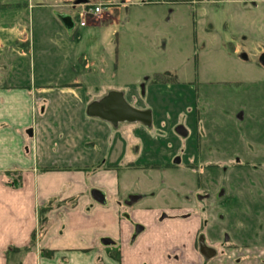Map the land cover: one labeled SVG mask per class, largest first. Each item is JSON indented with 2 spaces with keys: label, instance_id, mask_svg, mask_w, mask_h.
<instances>
[{
  "label": "crops",
  "instance_id": "1",
  "mask_svg": "<svg viewBox=\"0 0 264 264\" xmlns=\"http://www.w3.org/2000/svg\"><path fill=\"white\" fill-rule=\"evenodd\" d=\"M227 1L242 58L255 52V63L242 66L251 73L247 82L264 83V0L258 6ZM100 2L118 13L156 6L163 19L180 1L44 0L57 18L39 46L56 59L54 75L43 71L38 84L19 74L32 46L22 48L13 28L0 32V264H202L200 233L217 252L205 264H264V139L224 161L206 136L164 128L154 116L147 127L89 115V106L113 91L149 110L138 105L134 90L128 100L127 88L106 83L112 70L105 57L121 46L120 36L103 31L113 17L105 11L98 21L78 23L80 4ZM259 100L256 113L264 116V97ZM225 162L232 177L217 174ZM196 169L198 191L209 195L198 201L190 196ZM220 189L238 215L225 243L218 239L225 224L212 214Z\"/></svg>",
  "mask_w": 264,
  "mask_h": 264
},
{
  "label": "rangeland",
  "instance_id": "2",
  "mask_svg": "<svg viewBox=\"0 0 264 264\" xmlns=\"http://www.w3.org/2000/svg\"><path fill=\"white\" fill-rule=\"evenodd\" d=\"M179 1L163 19H158L156 6L121 8L119 13L107 7L113 19L104 24L103 31L120 36L121 46L109 49L105 57L112 70L106 83L113 89L127 88L128 100L134 90L138 105L149 109L164 128L189 130L194 139L206 136L203 139L208 146L216 147L219 160L227 161L236 154L241 157L253 140L264 139V116L256 113L255 102L264 97V83L247 82L252 79L251 73H245L242 67L255 63V52H247V61L242 58L243 45L230 34L229 12L233 6L229 1L205 0L202 5L199 0ZM13 2L0 0V32L13 28L14 34L22 37V48L32 46L19 74L26 82L35 80L38 84L43 71L54 75L51 67L55 66V54L50 49L42 53L39 42L46 37V27L55 23L57 9L47 7L44 0ZM129 10L130 20L126 19ZM224 164L229 165L222 163L218 176L232 177L233 169H225ZM199 170L190 174L193 199L199 193ZM236 211L237 206L228 200L212 206L216 221L225 224L226 232L218 234L219 239L230 235L228 225L232 218H238L234 216Z\"/></svg>",
  "mask_w": 264,
  "mask_h": 264
},
{
  "label": "water",
  "instance_id": "3",
  "mask_svg": "<svg viewBox=\"0 0 264 264\" xmlns=\"http://www.w3.org/2000/svg\"><path fill=\"white\" fill-rule=\"evenodd\" d=\"M91 116L99 117L114 124L121 121L141 122L150 127L152 124V113L149 110H139L132 107L124 98L122 92L113 91L102 101L92 103L88 108ZM179 130H182L179 128ZM201 252L206 258L213 256L206 245L201 244Z\"/></svg>",
  "mask_w": 264,
  "mask_h": 264
},
{
  "label": "flooded vegetation",
  "instance_id": "4",
  "mask_svg": "<svg viewBox=\"0 0 264 264\" xmlns=\"http://www.w3.org/2000/svg\"><path fill=\"white\" fill-rule=\"evenodd\" d=\"M260 3H261V1H260ZM255 6H258V4H259V2H255V3H253ZM261 61V63L262 64H264V53H263V55H261V59H260ZM205 196H209L208 194H202V193H197V197L196 198H194L196 201H198V200H203L204 198H205ZM215 196H216V194H215ZM227 195H226V193H225V191H223L222 189H220L219 191H218V193H217V197L218 198H216L215 200H216V202L217 201H221V200H228L229 202H230V200L229 199H226L227 197H226ZM132 199V201L134 200V199H136V198H131ZM231 204V203H230ZM220 233H222V232H219L218 234L220 235ZM219 239V238H218ZM220 240H221V242H227L228 240H229V234L227 235L226 234V239L224 240V238L222 239V238H220ZM201 244H204V245H206V247H208L211 251H213L214 252V254H213V256H211L210 258H206L203 254H202V252H201ZM198 247H199V250H200V253H201V255H202V264H205V263H208V262H210V261H212L216 256H217V252H216V250L214 249V248H212V247H210L209 246V241H208V239L206 238V236H205V234H202V233H200V235H199V237H198Z\"/></svg>",
  "mask_w": 264,
  "mask_h": 264
},
{
  "label": "built area",
  "instance_id": "5",
  "mask_svg": "<svg viewBox=\"0 0 264 264\" xmlns=\"http://www.w3.org/2000/svg\"><path fill=\"white\" fill-rule=\"evenodd\" d=\"M153 1L156 2L160 0ZM80 6L81 8L77 15V19L79 25L82 27L86 26L90 21L100 20L107 8L102 2L98 4L82 3Z\"/></svg>",
  "mask_w": 264,
  "mask_h": 264
}]
</instances>
